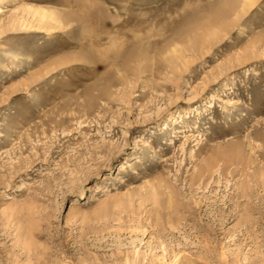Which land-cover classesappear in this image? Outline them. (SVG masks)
<instances>
[{
  "label": "rangeland",
  "instance_id": "374dc122",
  "mask_svg": "<svg viewBox=\"0 0 264 264\" xmlns=\"http://www.w3.org/2000/svg\"><path fill=\"white\" fill-rule=\"evenodd\" d=\"M242 1L0 0V264H264Z\"/></svg>",
  "mask_w": 264,
  "mask_h": 264
},
{
  "label": "bare ground",
  "instance_id": "6f19581e",
  "mask_svg": "<svg viewBox=\"0 0 264 264\" xmlns=\"http://www.w3.org/2000/svg\"><path fill=\"white\" fill-rule=\"evenodd\" d=\"M238 1H239V0H238ZM256 1H257V0H248L247 3H245V2L243 3V1H242V3H243L242 6H243V8L246 7L245 9H248V8H250L253 4H255ZM239 4H241V3L239 2ZM240 9H241V7H240ZM240 9H239V10H240ZM240 11H242V9H241ZM226 12H227V11H226ZM235 14H236V13H235ZM240 15H241V14L238 13L237 17L240 18ZM44 16H45V15H44ZM45 18H46V17H45ZM49 20H51V19L49 18ZM209 23H210V22H209ZM129 45H130V44H129ZM135 45H136V44H135ZM116 46H117V45H116ZM120 46H121V45H120ZM122 46H123V45H122ZM135 47H136V46H135ZM137 47H138V46H137ZM120 48H121V47H120ZM122 49H123V48H122ZM130 49L132 50V48H130ZM117 50H119V49H117ZM117 50H116V52H114V53H117ZM136 50H137V49H136ZM110 51H111V50H110ZM119 51H120V50H119ZM127 51H128V50H127ZM133 51H134V48H133ZM92 52H93V51H92ZM120 52H121V51H120ZM130 52H131V51H130ZM135 52H136V51H135ZM135 52H134V53H135ZM93 53H94V52H93ZM118 54L120 55V54H122V52H121V53H118ZM137 54H138V53H137ZM106 55H107V54H106ZM119 55H118V58H119ZM125 56H126V55H125ZM136 57H137V55H136ZM136 57H135V58H136ZM141 57H142V56H141ZM125 58H126V57H125ZM130 58H131V57H130ZM138 59H139V58H138ZM87 60H88V59H87ZM91 60L93 61L94 59H91ZM91 60L89 59V61H91ZM123 60H125V59L123 58ZM126 60H127V59H126ZM133 60H134V59H133ZM133 60H132V61H133ZM92 61H91V62H92ZM96 62H97V61L95 60V63H96ZM98 62H99V60H98ZM106 62H107V61H106ZM134 63H135V62H134ZM123 64H124V63H123ZM128 66H129V65H128ZM207 171H208V170H207ZM204 174H205V173H204ZM204 174H203V175H204ZM200 176H202V175H200Z\"/></svg>",
  "mask_w": 264,
  "mask_h": 264
}]
</instances>
